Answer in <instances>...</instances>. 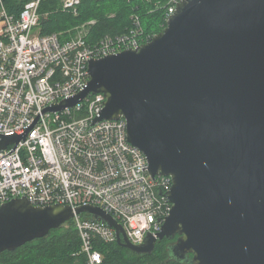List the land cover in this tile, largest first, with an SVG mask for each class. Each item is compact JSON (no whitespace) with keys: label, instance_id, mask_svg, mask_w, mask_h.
<instances>
[{"label":"water","instance_id":"water-1","mask_svg":"<svg viewBox=\"0 0 264 264\" xmlns=\"http://www.w3.org/2000/svg\"><path fill=\"white\" fill-rule=\"evenodd\" d=\"M89 72L84 91L45 110L103 93L94 123L126 119L151 176L172 178L171 213L157 236L134 244L100 207L14 198L0 205V254L87 213L138 254L177 238L178 262L264 264V0H184L150 42L92 59ZM27 132L4 135L0 149Z\"/></svg>","mask_w":264,"mask_h":264},{"label":"built area","instance_id":"built-area-1","mask_svg":"<svg viewBox=\"0 0 264 264\" xmlns=\"http://www.w3.org/2000/svg\"><path fill=\"white\" fill-rule=\"evenodd\" d=\"M43 1L29 0L16 16L0 0V142L29 130L18 144L0 149V205L20 197L36 206L94 205L118 220L132 243L141 244L148 234L158 235L171 213V176H151L146 155L128 141L126 119L94 123L105 107L103 93L59 111L45 109L87 88L92 59L137 50L156 34H147L134 14L126 32L94 43L82 34L68 40L58 33L42 35ZM182 1L157 4L166 9V26ZM81 2L65 0L64 8L78 14ZM83 214L73 220L85 264H104L96 241H117L116 230Z\"/></svg>","mask_w":264,"mask_h":264},{"label":"trees","instance_id":"trees-1","mask_svg":"<svg viewBox=\"0 0 264 264\" xmlns=\"http://www.w3.org/2000/svg\"><path fill=\"white\" fill-rule=\"evenodd\" d=\"M29 0H4L10 14L19 15ZM168 0H83L78 14L63 11L60 0H44L40 5L39 33H58L61 40H68L76 34V27L91 20L89 42H97L106 34L126 32L133 25L134 14L141 18L147 34L155 35L166 26L165 8ZM85 217H91L84 213ZM68 226L52 230L47 236L37 238L14 251L0 254V264H85L86 256L81 252V238L74 220ZM177 239V238H176ZM163 239L157 242L151 254H138L117 241L107 243L96 241V248L104 254V264H191L178 262L171 257L170 244L176 241ZM190 258L192 254L189 255Z\"/></svg>","mask_w":264,"mask_h":264},{"label":"rangeland","instance_id":"rangeland-1","mask_svg":"<svg viewBox=\"0 0 264 264\" xmlns=\"http://www.w3.org/2000/svg\"><path fill=\"white\" fill-rule=\"evenodd\" d=\"M61 1V4H62V9H63V11H67V12H72L73 13V11H70V10H66L65 8H64V4H65V0H60ZM83 1V0H82ZM82 3V2H81ZM78 13H79V11H78ZM74 14V13H73ZM76 15V14H75ZM96 23V20H91V21H88V22H86V23H83V24H81V26H78V27H76V34L74 35V36H76V35H79V34H82V35H85V36H87L88 37V35L90 34V26H92L93 24H95ZM38 32H39V30H38ZM73 36V37H74ZM64 226H68V224H65Z\"/></svg>","mask_w":264,"mask_h":264}]
</instances>
